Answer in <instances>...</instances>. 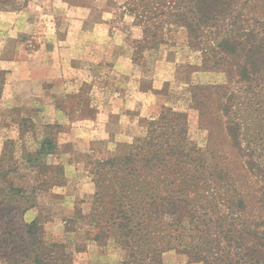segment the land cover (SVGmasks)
Returning a JSON list of instances; mask_svg holds the SVG:
<instances>
[{
  "label": "trees",
  "instance_id": "trees-1",
  "mask_svg": "<svg viewBox=\"0 0 264 264\" xmlns=\"http://www.w3.org/2000/svg\"><path fill=\"white\" fill-rule=\"evenodd\" d=\"M127 1L152 43L183 29L190 67L226 81L194 86L205 148L191 141L186 114L163 107L143 137L94 163V241H114L122 264H161L168 252L197 264H264V136L245 138V128L264 122V0ZM5 84L0 71V99ZM55 150L46 138L35 159ZM12 173H0V264H73L38 218L24 220L34 204Z\"/></svg>",
  "mask_w": 264,
  "mask_h": 264
},
{
  "label": "rangeland",
  "instance_id": "rangeland-1",
  "mask_svg": "<svg viewBox=\"0 0 264 264\" xmlns=\"http://www.w3.org/2000/svg\"><path fill=\"white\" fill-rule=\"evenodd\" d=\"M127 4V0H0V67L2 62L10 67L0 69L6 73L0 99V137L5 142L0 173L13 171L9 179L26 190L45 237L64 243L73 264H122L124 258L114 241L95 242L88 226L94 163L143 137L147 121L163 107L186 114L191 141L205 148L209 131L194 108V86L226 81L222 73L190 67L196 60L183 29L173 28L163 35V42L152 43ZM56 39L74 43L59 46ZM44 44L64 67L58 84L43 82ZM104 53L105 60L94 61ZM18 71L32 75L8 74ZM26 101L27 107L18 105ZM50 101L60 108V122L44 120L52 116V110L42 107ZM262 135L264 122L245 128L246 144ZM46 138L54 143L55 153L35 159ZM161 264L197 263L168 252Z\"/></svg>",
  "mask_w": 264,
  "mask_h": 264
},
{
  "label": "crops",
  "instance_id": "crops-1",
  "mask_svg": "<svg viewBox=\"0 0 264 264\" xmlns=\"http://www.w3.org/2000/svg\"><path fill=\"white\" fill-rule=\"evenodd\" d=\"M56 44L59 46H63V45H68L71 43H74L73 40H60V39H56ZM46 42V39H44V43ZM49 42H51V40H49ZM107 43V42H105ZM48 48V51H46ZM51 48V47H50ZM49 48V44H44V50H43V54H42V60L44 61L43 65H42V72L44 73V77H43V82L45 83H49V84H58V80L59 78H62L64 75V67H62V64H59L56 59L57 56L55 58V53ZM106 55H107V50H106ZM105 53L102 54V58L101 60H99V58H95L94 57V61L98 62V61H103L106 59ZM2 67H0V69L3 70H10V67L6 66L7 64L5 63H1ZM13 65V64H12ZM8 74L10 76L15 77L16 75H18L19 77H28L32 75V72L26 73L25 71H18V72H8ZM63 84V83H62ZM21 106H28L27 101L22 103V104H18ZM45 109L48 110H52V113H50L51 118H46L44 119L45 121H48V123L53 124L56 121L60 122V118H61V111L60 108L54 103V101H50L48 102L45 106H42ZM25 109V108H24ZM5 146V142L3 140V138L0 137V152H2L3 147ZM49 156H53V155H49ZM89 189V188H88ZM38 210L36 207L29 209L25 215H24V220L27 223H31L32 221H34L35 219L38 218Z\"/></svg>",
  "mask_w": 264,
  "mask_h": 264
}]
</instances>
